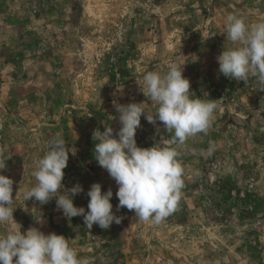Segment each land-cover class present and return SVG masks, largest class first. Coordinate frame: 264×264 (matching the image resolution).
<instances>
[{
    "label": "rangeland",
    "instance_id": "1",
    "mask_svg": "<svg viewBox=\"0 0 264 264\" xmlns=\"http://www.w3.org/2000/svg\"><path fill=\"white\" fill-rule=\"evenodd\" d=\"M230 13L264 21V0H0V174L13 180L21 231L63 235L89 264H264V90L218 71L224 47L237 46L226 39ZM172 62L193 98L217 100V109L207 133L172 145L184 168L175 211L159 224L140 222L117 211L118 186L94 158L92 133L110 126L115 136L114 102H145L155 113L140 82ZM57 134L69 149L57 195L79 183L74 205L87 211L92 184L111 188L119 224L88 230L83 217H64L55 198L24 200ZM170 136L141 116L138 147ZM10 227L0 225V234Z\"/></svg>",
    "mask_w": 264,
    "mask_h": 264
},
{
    "label": "clouds",
    "instance_id": "2",
    "mask_svg": "<svg viewBox=\"0 0 264 264\" xmlns=\"http://www.w3.org/2000/svg\"><path fill=\"white\" fill-rule=\"evenodd\" d=\"M224 25L226 39L237 46L224 47L216 58L219 73L238 82L254 79L261 85L259 89L264 90V21L249 25L243 17L230 13ZM140 83L144 96L157 106L155 113L146 111L145 102L126 105L114 102L121 127L115 136L110 126H104V131L94 130L93 152L98 165L118 186L117 211L126 208L140 222L159 224L175 211L184 187L180 153L172 145H183L190 137L207 133L217 100L193 98L190 81L183 76V67L175 62L169 63L164 74L145 73ZM142 115L153 125L162 122L170 138L161 139L150 148L138 147L135 136ZM47 143L48 150L32 173L36 184L25 191L24 200L43 205L55 198L57 210H62L64 217H83L88 230L94 224L102 229H109L113 222L119 224L121 217L115 215L110 202L111 188L103 192L100 183L92 184L87 192L90 198L87 211L74 205L73 197L84 191L79 183L57 195L63 186L69 149L59 134ZM213 151L214 146L210 144L207 154ZM5 167L6 162L0 159V170ZM13 200V180L0 174V225H11L0 234V264H89L88 258H78L63 235H45L36 227L21 231V225L13 218Z\"/></svg>",
    "mask_w": 264,
    "mask_h": 264
},
{
    "label": "crops",
    "instance_id": "3",
    "mask_svg": "<svg viewBox=\"0 0 264 264\" xmlns=\"http://www.w3.org/2000/svg\"><path fill=\"white\" fill-rule=\"evenodd\" d=\"M56 224H60V222L59 223H56Z\"/></svg>",
    "mask_w": 264,
    "mask_h": 264
}]
</instances>
